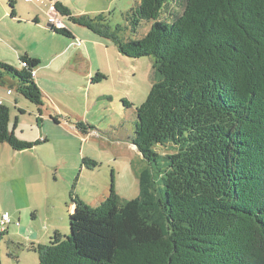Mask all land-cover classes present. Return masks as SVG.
<instances>
[{"label": "trees", "instance_id": "1", "mask_svg": "<svg viewBox=\"0 0 264 264\" xmlns=\"http://www.w3.org/2000/svg\"><path fill=\"white\" fill-rule=\"evenodd\" d=\"M9 5L15 18V0ZM55 7L121 55L151 59L155 83L137 108L132 139L147 166L135 199L117 194L114 173L99 206L70 195L88 222L107 223L112 255L59 231L27 249L40 264H264V0H140L126 25L115 27L105 13L75 17L60 1ZM143 24L150 29L140 37ZM53 32L71 37L67 29ZM19 60L22 69L0 61V85L40 108L35 62L27 54ZM10 122L3 102L0 144L22 152L42 143L17 136ZM77 126L83 133L92 127ZM158 146L172 151L161 154Z\"/></svg>", "mask_w": 264, "mask_h": 264}, {"label": "rangeland", "instance_id": "2", "mask_svg": "<svg viewBox=\"0 0 264 264\" xmlns=\"http://www.w3.org/2000/svg\"><path fill=\"white\" fill-rule=\"evenodd\" d=\"M61 2L75 17L82 14L94 16L105 13L110 19V25L115 27L126 25V12L135 7L140 0ZM49 4L51 2L48 0H44L43 4L38 0H32L30 3L15 0L18 16L19 13L24 14L19 24L17 21L11 22L13 19L9 0H0V15L3 17L7 11L9 13L7 19L3 20L4 31L1 30L5 39L21 41L22 43L17 44L25 46L30 41L33 46L41 42V48L44 49L48 41L47 36L44 34L46 43L43 44L39 37L40 33L33 34V27L26 23L32 24L35 13L39 12L41 21H44L46 7ZM43 11L44 15L41 14ZM63 20L67 28L78 30L81 38L83 35L91 36L100 43V46L95 44L89 46L94 70L91 77L82 71L73 72L70 75L56 77L58 85L46 83L54 92L51 99L65 108L61 110L58 107L57 111L51 100L48 103L65 117L64 122L69 121L75 127L79 122H83L92 127L87 128L84 135L76 132L74 126L57 125L51 118L42 119L38 127L36 106L23 98L16 89H13L12 96H8L9 84L0 85V98L5 100L11 112L10 130H14V117L18 116L24 128L17 129V135L26 141L33 140L31 142L39 139L41 134L48 138L47 143L19 154L7 144H0V226L4 212L9 213L12 221L8 225L10 234L0 238V264H40L38 254L29 251L27 246L36 242L32 241L34 234L38 235L39 244H49L56 231L63 236L77 234L80 242L85 244H88L87 240H91L90 242L96 244L95 247L89 245L95 249L94 252L97 250V254L105 252L112 255L113 248L105 251V247H109L114 240L108 233L111 229L104 231L107 223L101 226L91 224L88 220L80 222L71 209L73 203L70 195L74 193L89 206L100 205L97 202L110 194L114 173L117 194L123 200L135 199L140 193L139 171L147 166V162L132 144V139L137 108L145 102L155 83L156 76L151 59L127 58L118 53L112 41L102 39L87 28L73 24L68 17ZM149 29L150 26L148 28L143 24L138 32L140 37L147 34ZM56 41L63 42L62 39ZM84 45L83 54L89 55L87 45ZM6 58L9 59L5 64L22 69L18 57L9 55ZM98 72L104 78L99 77ZM15 100H18L19 105H14ZM122 100H126L131 106L124 107ZM19 109L25 110V115H20ZM23 123L29 124L25 127ZM2 149L7 150L4 152ZM157 151L166 154L171 153L172 148L158 146ZM84 158L97 162L98 167H83ZM77 226L86 231H76ZM11 242L15 246L10 245ZM19 244L24 248H19ZM9 254L17 258H12Z\"/></svg>", "mask_w": 264, "mask_h": 264}, {"label": "crops", "instance_id": "3", "mask_svg": "<svg viewBox=\"0 0 264 264\" xmlns=\"http://www.w3.org/2000/svg\"><path fill=\"white\" fill-rule=\"evenodd\" d=\"M38 1L41 4L44 3V0H38ZM48 1L51 2V4H49V6L46 7L47 11L45 12V15H44V11H43V13H41L44 15L45 20L41 21L40 12H39L38 14L35 13L34 18H33L34 20H33L32 24H30L31 22L26 23V24H29L30 26L33 27V31H32L33 34L34 33H36V34L40 33V35L42 37L41 36H39V37H40L43 44L46 43L45 42L46 41L45 35L47 36L48 41H47L44 49L41 48V45H40L41 42H37L38 45L33 46L30 43L31 42L30 41L28 43V45L26 44V46H25V44L24 45L17 44V42L22 43L21 41L17 40L14 42L11 38L5 39V37L3 36L4 32L1 33V30L4 31L3 20L7 19V15L9 13L7 11L5 13V16H3V17H2V15H0V41H2L0 44V60L3 63H8L7 61L9 58H6V57H8L9 55H11V57L20 58L21 56L27 54L35 62V68H34L35 77H36L35 81H36L37 85L39 86V88L41 87L40 89L42 90L43 96H44L43 106H41L40 108L36 107V110L38 111V116L36 115L38 117L36 125L38 127L40 126V124H39L40 121L42 119L45 120L47 118H51L57 125L60 124V125H64L65 127L69 126V125L74 126V124H71L69 121L64 122L65 117H62L60 115V113L57 112L58 107H60L61 110H63L65 107L59 105L53 99H51V94L54 95V92H53L51 87L46 85V83H49V84L55 83L58 85V80L56 79V77L70 75L73 72H81L82 71L84 74H86L87 76L89 75L91 77L94 73V70H93V63L91 62V57H90L91 52L89 50V46L91 44H95L99 47L100 43H98L97 40H93V38L91 36L83 35V38H81L78 30L75 31L74 28H67V26H66V29L71 33V37H64V36H61V35L54 33L53 31L55 29H52L50 24L48 23V18L50 17V15L52 13V9H53L54 4L52 1H50V0H48ZM61 1L62 0H60V3L62 4ZM25 2H26V0H25ZM27 3H30V2H27ZM15 12H16V9H15ZM21 16H24V14L21 15L19 13V16H18V13L16 12V17L12 18L13 20H11V22L17 21L19 23V21L21 20ZM62 17H63V19H65V16H62ZM59 39H62L63 42L60 43V42L56 41ZM81 39H83V40H81ZM98 40H99V38H98ZM84 44L87 45V52L89 55L83 54L82 47L85 46ZM116 50H117V48H116ZM88 57L90 60H88ZM98 74H101V73L98 72L97 75ZM40 77H41V79H40ZM94 82L92 81V83H94ZM7 95L12 96L13 93L9 94V92L7 91ZM0 100H3V98H0ZM49 100H51L52 105L55 107V109L57 111L54 110L52 107H50V104L48 103ZM14 105L15 106L19 105L18 100H15ZM24 112L26 113L25 110H24ZM25 113L21 114L19 112L20 115H25ZM14 119H15V124L17 123L16 130L19 128H24V127H22V122L19 121L20 118L18 116H15ZM15 124H14V127H15ZM28 124L29 123H23V125L25 127L28 126ZM75 128L77 129V130L74 129L76 132L78 131L81 134L86 135V133H83L82 131L79 130L78 126ZM16 130H15V132H16ZM17 136H19L23 139L22 136H20V135H17ZM36 139H38V138H36ZM36 139L34 140L35 142H36ZM45 139L48 142V138L46 136L43 137V134H41L40 138L37 141H41L42 143H47V142H44ZM27 141L31 142L33 140H27ZM4 145H6V144H4ZM40 145H38V146H40ZM33 149H35V148H33ZM6 150L7 149H2V151H4V152ZM14 152H16V151H14ZM22 152H16V153L19 154ZM103 199L105 200V198H103ZM104 200L101 199L97 203L101 204ZM97 205H99V204H96V206ZM71 209L74 211V213L76 214V218L79 219L80 222L86 221V218L84 217V215L81 214L80 212H78L75 204L72 205ZM4 213H8V212H4ZM11 223H12V221H11ZM77 227H78V230H76V231H86V229L82 230L81 227H79V226H77ZM5 230H8L7 232L10 234L8 225H7V229H5ZM5 230H2L1 233H5ZM74 235H77V234H74ZM33 240L36 241L34 243L39 244L38 235L34 234L32 236V241Z\"/></svg>", "mask_w": 264, "mask_h": 264}, {"label": "built area", "instance_id": "4", "mask_svg": "<svg viewBox=\"0 0 264 264\" xmlns=\"http://www.w3.org/2000/svg\"><path fill=\"white\" fill-rule=\"evenodd\" d=\"M32 0H26V2H30ZM60 0H52L54 6L52 9V13L50 15V17L48 18V23L50 24L52 29L55 30H63L66 29V25L64 23L62 14L56 9L55 4L57 2H59ZM12 92L9 91V94H11ZM3 104V100H0V105ZM11 223V218L9 213H4L2 215V220H1V227H0V232H2V230H5L6 226L9 225Z\"/></svg>", "mask_w": 264, "mask_h": 264}]
</instances>
